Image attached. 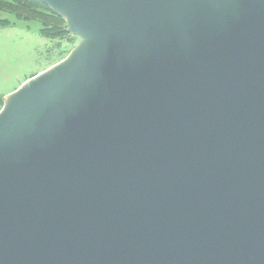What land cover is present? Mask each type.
<instances>
[{"label": "water", "instance_id": "1", "mask_svg": "<svg viewBox=\"0 0 264 264\" xmlns=\"http://www.w3.org/2000/svg\"><path fill=\"white\" fill-rule=\"evenodd\" d=\"M42 1L101 37L0 119V264H264V0Z\"/></svg>", "mask_w": 264, "mask_h": 264}, {"label": "rangeland", "instance_id": "2", "mask_svg": "<svg viewBox=\"0 0 264 264\" xmlns=\"http://www.w3.org/2000/svg\"><path fill=\"white\" fill-rule=\"evenodd\" d=\"M50 10L55 12L52 8ZM59 15L64 19V32L60 35L43 34L42 24L34 19H16L15 25L0 27V97L3 99L0 111L9 93L37 74L46 73L64 63L83 40L87 39L84 34L81 35L85 38L69 31L66 17ZM0 17L14 20V17L7 13H0Z\"/></svg>", "mask_w": 264, "mask_h": 264}, {"label": "trees", "instance_id": "3", "mask_svg": "<svg viewBox=\"0 0 264 264\" xmlns=\"http://www.w3.org/2000/svg\"><path fill=\"white\" fill-rule=\"evenodd\" d=\"M0 13H7L14 20L0 17V27L13 26L17 20H33L42 24V33L48 36L60 35L64 32V19L53 12L40 0H0ZM3 104L0 97V108Z\"/></svg>", "mask_w": 264, "mask_h": 264}, {"label": "bare ground", "instance_id": "4", "mask_svg": "<svg viewBox=\"0 0 264 264\" xmlns=\"http://www.w3.org/2000/svg\"><path fill=\"white\" fill-rule=\"evenodd\" d=\"M68 21H69L70 25L72 26V28H74L75 25H74V23L70 17H68ZM80 34L86 35L87 39L85 40V42L83 43L82 46H79L75 50V53H78L77 57H79V56L83 57L84 55L86 56L90 52V49H92L96 45L95 43L97 42V40H99V38L101 37V35L97 31L84 32V33H80ZM67 62H68V60H67ZM70 63L71 62H69L68 64H70ZM64 64L65 63H62L58 66H55L47 72H50L51 70L52 71L53 70H61L62 68H64L65 66L68 65V64L67 65H64ZM68 67L69 66H67V68ZM46 73H43V74H46ZM39 77H40V75H39ZM39 77H37V78H39ZM19 99H20V96H18V94H16L15 92H13L12 94H9V96L6 97L4 107L0 111V119L3 118L4 116H6L8 113H10L11 110H13L16 102Z\"/></svg>", "mask_w": 264, "mask_h": 264}, {"label": "crops", "instance_id": "5", "mask_svg": "<svg viewBox=\"0 0 264 264\" xmlns=\"http://www.w3.org/2000/svg\"><path fill=\"white\" fill-rule=\"evenodd\" d=\"M11 93H13V92H11ZM11 93H9V94H11Z\"/></svg>", "mask_w": 264, "mask_h": 264}]
</instances>
